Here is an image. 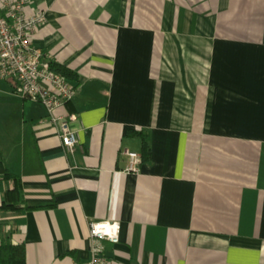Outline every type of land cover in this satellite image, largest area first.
Wrapping results in <instances>:
<instances>
[{
    "label": "crops",
    "instance_id": "obj_1",
    "mask_svg": "<svg viewBox=\"0 0 264 264\" xmlns=\"http://www.w3.org/2000/svg\"><path fill=\"white\" fill-rule=\"evenodd\" d=\"M35 42L79 84L62 145L0 79V227L27 264H264V0H26ZM150 154L125 171L127 151ZM18 189V208L5 210Z\"/></svg>",
    "mask_w": 264,
    "mask_h": 264
},
{
    "label": "built area",
    "instance_id": "obj_2",
    "mask_svg": "<svg viewBox=\"0 0 264 264\" xmlns=\"http://www.w3.org/2000/svg\"><path fill=\"white\" fill-rule=\"evenodd\" d=\"M47 20L45 10L27 11L26 0H0V79L11 80L23 98L41 103L48 113V121L58 127L62 145L72 152L79 144V136L72 122L77 114L58 113L75 99L79 84L70 76L52 68L53 57L35 42V33ZM127 172H138L143 161L140 152L129 150ZM91 235L98 240L93 255L75 264H112L99 242L119 241L117 223L91 221Z\"/></svg>",
    "mask_w": 264,
    "mask_h": 264
},
{
    "label": "trees",
    "instance_id": "obj_3",
    "mask_svg": "<svg viewBox=\"0 0 264 264\" xmlns=\"http://www.w3.org/2000/svg\"><path fill=\"white\" fill-rule=\"evenodd\" d=\"M52 68L68 76H76L69 68L58 63L52 62ZM143 136V159H147L150 154L149 135L139 132ZM3 159H0V166L3 167ZM18 189L8 191L3 202L5 210L18 208ZM12 230L0 227V264H27V250L24 244H17L12 239Z\"/></svg>",
    "mask_w": 264,
    "mask_h": 264
},
{
    "label": "rangeland",
    "instance_id": "obj_4",
    "mask_svg": "<svg viewBox=\"0 0 264 264\" xmlns=\"http://www.w3.org/2000/svg\"><path fill=\"white\" fill-rule=\"evenodd\" d=\"M3 109H4V105L2 103H0V114L3 113Z\"/></svg>",
    "mask_w": 264,
    "mask_h": 264
}]
</instances>
